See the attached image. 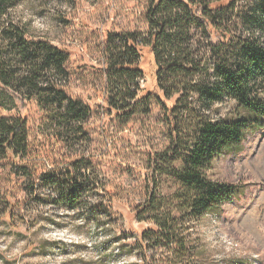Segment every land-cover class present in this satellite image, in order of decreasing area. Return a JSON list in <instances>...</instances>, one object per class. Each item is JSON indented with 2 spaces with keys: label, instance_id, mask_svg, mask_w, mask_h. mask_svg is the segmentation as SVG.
<instances>
[{
  "label": "trees",
  "instance_id": "trees-1",
  "mask_svg": "<svg viewBox=\"0 0 264 264\" xmlns=\"http://www.w3.org/2000/svg\"><path fill=\"white\" fill-rule=\"evenodd\" d=\"M146 1L145 34L107 33L105 72L109 84H115L112 93L133 102L127 109L113 106L122 110V115L133 117L141 107L148 109L153 102L164 104L174 147L161 156H151L159 165L151 168L153 187L133 210L134 219L152 223L151 229L136 236L107 235L98 250L107 255L119 245L122 250L113 253L122 256L130 252L127 242L131 237L139 251L138 264H186L191 248L181 217L201 219L238 194L236 187L210 179L209 163L242 145L247 133L264 130V0ZM20 2L0 0V220L9 227H16L22 218L5 184L28 180L26 161L31 156L29 120L12 113L19 110V104L21 108L25 103L36 104L42 125L53 133V144L66 147L77 140V135L88 138L85 124L92 112L89 104L68 92L70 54L59 46L30 39L25 26L12 18ZM193 30L215 43L194 50ZM146 47L154 57L161 96L144 95L138 84L145 79L140 62ZM193 96L206 107L234 102L239 112L232 119L212 121L204 117L184 127L178 122V114L192 117ZM164 100H175L174 106L168 108ZM186 133L189 157L178 169L173 165L182 159ZM64 157L73 173L39 176L41 186L52 193L48 203L74 213L82 207L92 215V221L101 223L109 216V206L99 173H80L84 170L82 161L88 160L82 156ZM165 176L176 186L170 202L161 189ZM26 191L28 198L33 196V186L31 194L28 188Z\"/></svg>",
  "mask_w": 264,
  "mask_h": 264
},
{
  "label": "rangeland",
  "instance_id": "rangeland-1",
  "mask_svg": "<svg viewBox=\"0 0 264 264\" xmlns=\"http://www.w3.org/2000/svg\"><path fill=\"white\" fill-rule=\"evenodd\" d=\"M20 1L12 18L25 26L30 39L59 46L70 54L68 92L89 104L92 112L85 124L88 138L77 135V140L66 147L53 144V133L42 125L36 104L25 103L23 108L19 104V110L12 113L29 120L31 156L26 161L28 180L5 184L12 202L19 205L16 213L22 221L9 227L0 220V264H138L139 251L133 247L135 240L131 237L127 242L130 252L122 256L113 253L122 250L119 245H114L107 255L98 246L107 235L136 236L151 229L152 223L134 219L133 210L145 201L153 187L151 168L159 165L151 161V156H161L174 144L164 104L153 102L148 109L141 107L133 117L114 110V105L127 109L133 102L112 93L115 84H109L103 52L108 32L146 33L147 1ZM191 37L196 51L215 43L197 30H193ZM141 55L140 68L145 79L138 84L144 95L161 96L150 48L143 49ZM190 100L194 101L192 117L178 114V122L184 127L204 117L212 121L232 119L239 112L238 106L228 100L211 107L203 106L198 96ZM164 103L172 108L175 100ZM188 138L186 133L182 159L173 167L185 166ZM67 154L88 159L82 161L80 167L84 170L80 173L98 172L101 177L105 204L109 206V216L101 223L92 221V215L82 207L74 213L48 203L52 193L41 186L39 176L73 173L72 166L64 161ZM209 164L210 179L236 187L238 194L201 219L181 217L191 248L186 264H264V130L247 133L242 145L215 157ZM162 181V193L170 202L175 195V183L167 176ZM32 186L33 196L28 198L26 190L31 194ZM39 196L41 201L37 200ZM87 202L92 204V200Z\"/></svg>",
  "mask_w": 264,
  "mask_h": 264
}]
</instances>
